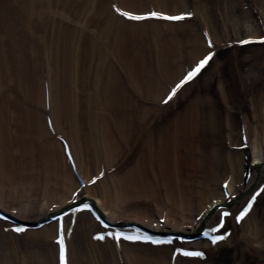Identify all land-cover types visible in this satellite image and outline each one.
Wrapping results in <instances>:
<instances>
[{"label":"bare ground","instance_id":"1","mask_svg":"<svg viewBox=\"0 0 264 264\" xmlns=\"http://www.w3.org/2000/svg\"><path fill=\"white\" fill-rule=\"evenodd\" d=\"M68 1L59 3L63 2V8ZM120 1L95 0L103 8L94 7L90 17L83 16L88 19L86 30L93 33L86 31L84 38L80 37L82 23L75 24L74 32L55 18L51 28L49 21L27 11L9 22L12 39L26 32L28 19L43 41L50 42L56 55L53 61L40 53L35 60L27 55L26 61L21 57L15 61L19 39L18 44L9 45L6 56L10 66L22 70V64L33 63V70H40L42 85L30 90H41L43 102L48 98L55 109L52 129L49 115L42 113L44 119L31 118L30 125L21 126L4 111V98L16 96L9 94L4 72H0V264H6L9 252L15 255L8 259L11 264H65V258L67 264H209L203 260L221 248L239 252V245H232L236 235L244 251L255 255L254 247L264 251V218L259 221L255 216L264 197V89L257 75L247 76L251 68H243L246 60L254 59L256 72H264V3ZM40 3L46 8L53 4ZM231 10H235L232 17ZM159 11L166 15H151ZM92 21L94 27H90ZM144 35L151 39L145 42ZM31 37L29 33L22 39L34 42L36 36ZM115 44L121 67L115 69L118 63H111L106 70L105 51ZM26 48L33 52L32 45ZM251 49L254 53L238 58L240 51L247 55ZM151 50L156 52L153 59ZM209 56L208 63L189 80V74ZM231 59L236 62L231 77L240 93L234 106L250 107L249 113H242L246 127L239 123L237 128L229 118L224 125L213 103L215 95H223L232 104L226 82L229 69L225 70ZM7 70H11L9 65L5 75ZM211 73L213 78L198 98L186 97L198 93L193 88ZM10 99L6 102L12 104ZM169 109L176 113L172 132L161 120ZM201 119L203 127L224 137L222 147L219 142L222 149L214 148L215 143L214 147L203 144L209 133L207 129L198 132ZM41 121L48 135L44 155L49 158L43 164L34 155L33 135L41 131ZM200 144L206 155L199 151ZM224 145L229 149H223ZM128 157L138 161L129 164ZM112 167L115 172L101 176ZM120 171L125 175L118 176ZM222 174L226 177L218 187ZM91 181L96 184L90 186ZM140 199L143 206H135ZM250 203L251 211L241 221L240 214ZM148 205L156 207L154 213ZM215 235L225 239L212 243ZM129 236L139 239L129 240ZM191 252L205 255H188ZM226 257L236 264L246 259L239 254ZM260 257V263L253 264H264V252Z\"/></svg>","mask_w":264,"mask_h":264},{"label":"rangeland","instance_id":"2","mask_svg":"<svg viewBox=\"0 0 264 264\" xmlns=\"http://www.w3.org/2000/svg\"><path fill=\"white\" fill-rule=\"evenodd\" d=\"M41 1H44L46 3L49 2L50 5L52 3L53 4L51 5L50 8H46L45 5H41V3H40ZM55 1H56V3H55ZM97 1L100 2V0H97ZM105 1H110V0H105ZM115 1H117L118 3L121 2L120 0H115ZM127 1H129V0H127ZM135 1H138V0H135ZM206 1H207V4L209 5L210 1L209 0H206ZM242 1L247 2L246 0H242ZM68 2H67V4L65 6L63 5L64 7L62 8L63 2L61 4V3H59V0H0V39L2 40V41H0V48L3 46L2 45L3 42H7L8 43L7 46L4 45L2 47V51L0 49V51H1V54H0V65L4 64L2 67H0V72H4L3 76L5 78V81L7 82V89H8L7 91H9V94H12V95L16 96V99L15 98L10 99V97H8L6 99L4 98V103H6L7 105L3 104V108H4L5 113L9 114L10 116L15 117L13 119H17L18 122H20L19 124L23 123V124H21V126L24 125L26 127L27 125H30L31 123H29V121H31V118H34V119L38 118V121H40L39 118H41V116L39 114H41V113L45 114L46 115L45 117H47V115H49L48 119H49V122H51V120H52L51 116L54 115L53 111H54L55 108L53 109L54 105L52 104V102L51 103H47V99L48 98H46L45 103L43 102V99L41 98L42 96L40 97V95L38 94V91L41 92V90H38L35 93H32L31 90H30L33 85L35 87L39 86V85L40 86L42 85V81H41L42 80V76L40 75V73H41L40 70H37V73H36L33 70V68H32L33 67L32 66L33 63H31V64L28 63L27 64L26 62H24L26 64H24V65L22 64V68L24 67L22 70L20 68H18V66H15V67L10 66V64H9V62L7 60V56H6L7 55L6 51L8 50L7 48L9 47L10 44H14L15 45L17 43V40L19 39L18 40L19 44L17 43L18 46L16 47V50H19V52L17 53V58H15V61L21 60L22 58H23L22 61L23 60L26 61L27 60L26 58L28 56H30L31 58H34V56H37L36 54H39V53H40V56L47 57L48 58L47 60H50V59L52 60L54 57H56V55H54L55 54L54 50H52V48L51 49L49 48L50 42H47L46 40L43 41L42 35L36 30L35 24H31V21L28 22V19H26L25 20V24H26L25 26H27L26 27V29H27L26 32L20 33V34L17 33L18 36L13 37V39H12L10 33H9L10 28L12 27V26H9L10 25L9 22H10L11 19H14L15 17H18V16L22 18L23 17L22 16V11L23 12L27 11L29 14L33 13L34 18H39L40 17L43 21H49L48 23H49L51 28H54V26H52L51 23H53L55 21L54 20L55 18L57 19L58 23L60 22L61 25L63 24L66 27H69L72 31L74 30V32H76L75 24H79V26H81V23H82V28H81L82 30H80L82 36L80 35V37L84 38V35L86 34V31H87L86 30V25H87L86 22H87L88 19L87 18L86 19L83 18V16L84 17H90L89 13H93L94 7H98V8H103V7H102V5L100 7V4H98L96 6L95 3H94L95 0H70V2L69 3ZM232 2H234V4ZM260 2L264 3L262 0H260ZM231 3H232V5H235L237 3V0H230L229 4H231ZM240 3H241V1L239 2V4ZM53 5L54 6L58 5L60 7L54 8ZM127 5L131 6V4H127ZM209 8L212 9V10H210L212 12L213 11V7L210 6ZM234 11L235 10H233V12H232V10L230 11L231 17L234 15ZM255 13H258V12H255ZM45 15H46V17H45ZM262 19L261 20L263 22L264 18H262ZM229 22L234 23L233 18H229ZM5 26H6V28H5ZM29 26H32V27H29ZM91 26H93V27L95 26V23L93 21H92V23H90V27ZM217 26H218V29H222V25L220 23ZM8 27H10V28H8ZM232 29H233V27H232ZM234 29H236V28H234ZM27 32H28V34L29 33L32 34L33 37L36 36L35 39H33V37H31L34 40V42L31 41V40H29L28 43L26 41H23L22 38L25 37L26 35H28ZM87 33H90V35L93 34V33L89 32V31H87ZM144 36H145V42H148L149 39H151V36L150 37H148L147 35H144ZM83 38L82 39L79 38V39L83 41ZM130 38H134V37L130 36ZM26 44H28L29 46L32 45L33 52L27 50L26 47L28 45L26 46ZM116 45L117 44H115L114 46L109 47V50L105 51L107 56H108V58H109V60H110V61L108 60L109 63L107 65V67H106V70L111 65V63L113 65L115 63H118L119 56L117 55V52H116V47H117ZM24 47H25V49H24ZM20 48H23V50H22L23 53H21V51H20L21 49ZM146 50L148 52V48H146ZM150 52H152L151 53V59H153V55H155L156 52H155V50L154 51L151 50ZM27 53H29V54H27ZM252 53H254V50H252V49L247 52V55L244 54L243 51H240L238 53L239 54L238 58L240 59V58L246 57V56H248V54L250 55ZM20 57H21V59H20ZM146 57H147V61H148L149 55L147 54ZM236 58L237 57H235V59ZM235 59H231V63L228 66H226L228 68L225 69V70L229 69L228 71L230 73V74L228 73V75L226 77L228 79V80H226V82H227V85H228L227 92L229 91V93L232 94L231 97H228L231 100L232 104L230 103L231 105H229V104L226 103V100L224 99L225 96L222 95V96L219 97L218 90L216 92V94L218 96L215 95V102H213V103H214V106H216V112L218 113V114L216 113V116L223 118L222 119L223 120L222 121L223 124L225 125L227 123V118H229V119H231V121H233L235 123L233 125L234 126L236 125L237 128H238L239 123L242 124L241 126H245L246 127L242 113H243V110L245 111L244 114L245 113H249V108L250 107L248 106L249 108L245 109L246 107H242V106L236 105V104H238L236 102V100L240 99V93L238 92V90L236 88L237 87L236 79L233 80V78L231 77V75H233L234 72H235V64H236ZM34 60H35V58H34ZM47 60H44V62H42V64L46 65V63H48ZM232 60H234V62ZM1 63H3V64H1ZM6 63H7V65H9V69H11V70H7V71H9V73H7V75H5V66H7ZM223 64H224V62H223ZM256 64H257L256 60L248 59V60L245 61L243 68L244 69L251 68V69L247 70V76L250 75L251 72H253L255 75H257L259 77V79L261 80L259 82H261V86L264 89V72H259V71L256 72V69L254 68V65H256ZM114 66H116L115 69H117L118 67L119 68L121 67L119 65V63L114 65ZM252 66H253V69H252ZM229 67L232 68V69L230 70ZM223 68H224V66H223ZM223 68H221V69H223ZM115 69H113V70H115ZM12 74L15 76V79H14V76H12ZM44 77L47 78V79H50V77H48L46 75H44ZM209 78L210 79L213 78V73L209 74V76L207 77L206 80L197 83V85L193 88V89L197 90L198 93H196V94H194V93L193 94H188L186 97L193 96V98L194 97L198 98L197 94H200L201 92L206 90V86H207L206 82L208 81ZM256 80H258V79H256ZM16 81L18 82V85H17ZM47 81H49V80H47ZM21 83H23V84L21 85ZM30 84H31V86H30ZM229 88H231V91H230ZM195 90H193V91H195ZM213 90H215V88ZM30 92H31V94H30ZM9 94H7V95H9ZM49 98H51V97L49 96ZM104 98H106V97H104ZM8 99H10L11 103L12 102L13 103L10 104V103L6 102ZM234 103H236L235 104L236 106H234ZM55 106H56V104H55ZM177 106L180 107L181 103L180 104L178 103ZM42 107L44 108L43 112H41ZM70 109H72V108H70ZM149 112H151V111H149ZM174 116H176V113H174L173 110L169 109V110H167L164 113V115H163V117L161 119L162 120V125L166 126L167 131H171L172 132L176 128V125H175L176 121L173 119ZM216 116H214V117H216ZM10 119L12 120V118H10ZM42 119H44V118H41V120ZM43 122H44V120H43ZM203 122H204V120L201 119V122H200L201 123V128H200V131H198V132L200 133V132H207L208 131V133H209V135H206L205 140H204L205 143H203V144L212 145L213 143H215V147L213 146L214 144L212 146L214 148H216V147H219V145H220L219 142L221 141V147H222V143H223L224 137L222 135H221L222 137H219L218 134H216L215 132L209 131L207 126L203 127ZM254 125L255 124H253L252 126H254ZM49 127L51 129L53 128L52 122H51V126L49 124ZM38 128H39L38 130H41V131H39L38 134H33L36 137V141H35L36 142V148H34V149H35V151H37L34 155L39 157L38 161H40V163H42V164L43 163H48V162H46V157H48V156L44 155L45 153H47L46 150H45L47 148V146H46L47 143L45 144V142L48 141V135L46 134L47 133L46 132L47 128H44L42 121H41V127H38ZM206 129H207V131H206ZM29 131H30V129H29ZM57 132H58V130H57ZM57 132L54 133V136H57V134L59 133V132L58 133ZM210 132L211 133L213 132L214 134H211ZM254 132H255V127L253 129V134H254ZM62 134H64V133H62ZM200 135H201L200 137L202 138V134H200ZM182 136L184 137L185 133H182ZM14 141L16 143H18V144L20 143L18 139L14 140ZM42 143L44 144L43 146H42ZM203 144H200L199 151L202 154L206 155V151H205L206 149H204L205 147H204ZM17 147H18V145L15 146V148H17ZM219 149H222V148L219 147ZM223 149H229V148L225 146V147H223ZM42 154L44 155L43 158H41ZM127 160H129V164L130 163H134V160H136V162L138 161V159H136V158H133L132 159L133 161H132V160H130L129 157L127 158ZM121 162H122V160H121ZM102 163H104V162L102 161L101 164ZM117 163H116V165H117ZM39 167L40 168H44L43 166H40V165H39ZM220 167L224 168V165H220ZM115 169H116V167H112V169H110L108 172H107V170H105V173H103L101 176H103V177L105 175L110 176L111 173L115 172ZM117 175L118 176H122V175H125V173L120 171ZM220 176H221V178L218 181V187L220 185V181H222L226 177L223 174L220 175ZM95 184H96V182H92V181L89 183L90 186H93ZM82 187L86 188V185H82ZM142 199H140L138 201V203H136V201H135L134 205L135 206L136 205H142L143 206V200ZM130 206H132V205H130ZM143 208H145V207H143ZM143 208H141V209H143ZM147 208L153 213H154V210H156V207L152 206V205H148ZM135 213H136V211H135ZM255 216H256V219L259 220V221L264 218V197L261 198V203H260V205H259V207L257 209V213H256ZM236 236H237V239L233 240V242H232L233 244L232 245H233V248L236 247V245H239V248L236 247L239 250V252L229 253L228 251L231 250L230 247L226 248L225 249L226 251H224L221 248L219 251H217V253H215V251L213 252L212 258L206 257L203 260V262L204 261L205 262H209V264H222L224 261L221 263V260H226L227 259L226 256H230V257L232 256L233 257V254H239L240 258L245 256L246 259H247V260L246 259L243 260L245 262L241 261L242 264H247V261L250 264H253L254 262H257L258 260H259V263H260L261 259L263 258V257L262 258L260 257V255L263 254V252H264L263 248L257 247L258 248L257 249L256 247H254V251H256L258 253L256 255H255V253L252 254L251 253L252 251L251 252L250 251L246 252V251H244V248H243L244 244L242 243L241 239H239V235H236ZM224 252L226 254H224ZM13 256H15V255L10 254V252H9L7 254L6 258H4L5 259L4 263L6 262V264H11L10 260L13 259ZM30 257L31 256H29V259L31 260ZM25 258H28V257L25 256ZM0 259H1V257H0ZM8 259H10V260H8ZM1 260H3V259H1ZM227 261H228V259L226 260L225 264L226 263L227 264H236V262H237V261H233L232 262V260L229 261V262H227ZM22 264H30V262H28V263L23 262Z\"/></svg>","mask_w":264,"mask_h":264},{"label":"snow or ice","instance_id":"3","mask_svg":"<svg viewBox=\"0 0 264 264\" xmlns=\"http://www.w3.org/2000/svg\"><path fill=\"white\" fill-rule=\"evenodd\" d=\"M127 15V14H126ZM151 15L153 16H157V15H161L159 13H151ZM135 18H142V17H135ZM182 17H172V19H181ZM262 40H264V38H261ZM245 43H247L248 41H244ZM211 59V56L207 57L204 61L201 62L200 66L195 70V72L189 74L188 76V79H192V77L198 73L200 71V68H202L205 64L208 63V60ZM173 95H175V93L173 92ZM262 191H264V189H262ZM251 211V203L247 206V208L240 214V220L243 221L244 217L248 214V212ZM228 215H230V213H228ZM220 227L222 228L223 227V224L220 225ZM17 231H23V229H17ZM219 231V229H217V232ZM103 238V237H101ZM119 238V237H117ZM127 239L129 240H135V239H139V237H132V236H129L127 237ZM149 239H151L149 237ZM225 239L224 236L222 235H215V236H212L211 240H212V243H217L221 240ZM61 243H63V241H61ZM66 251V250H65ZM188 255H192V256H197V257H200V256H204L205 253L204 252H191V253H188ZM65 264H67V259L65 258Z\"/></svg>","mask_w":264,"mask_h":264}]
</instances>
